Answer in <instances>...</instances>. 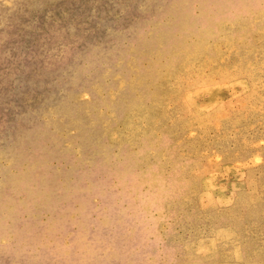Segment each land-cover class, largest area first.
<instances>
[{
    "label": "rangeland",
    "instance_id": "rangeland-1",
    "mask_svg": "<svg viewBox=\"0 0 264 264\" xmlns=\"http://www.w3.org/2000/svg\"><path fill=\"white\" fill-rule=\"evenodd\" d=\"M0 264H264V0H0Z\"/></svg>",
    "mask_w": 264,
    "mask_h": 264
}]
</instances>
